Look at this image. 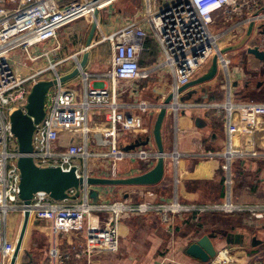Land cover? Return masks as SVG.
<instances>
[{
    "label": "crops",
    "instance_id": "0c3cea01",
    "mask_svg": "<svg viewBox=\"0 0 264 264\" xmlns=\"http://www.w3.org/2000/svg\"><path fill=\"white\" fill-rule=\"evenodd\" d=\"M137 6L135 3L131 5V0H118L111 7L99 11L98 26L84 67L90 85H109L107 72L114 52L103 35L140 17L144 9ZM258 10L264 11V0ZM250 18L249 14L223 17L213 27L219 34V45L226 51L228 68L218 64L217 72L211 79L188 87L183 93L185 101H180L177 108L168 109L162 125V141L165 152L171 156L167 162L174 165L167 168L163 180L154 185H108L97 189L100 190L101 202L158 203L178 199L183 204L200 206L231 201L252 210L233 213L220 209L192 210L175 214L173 224L165 223L157 212L122 214L111 221V213L93 211L86 216L83 231L58 233L51 230L50 223L34 225L31 218L18 264H60L57 253L68 256L65 264H205L187 253L188 245L203 233L218 234L214 239L217 249H229L233 263L264 264V239L261 236L264 229H258L264 225V210L258 209L264 205V142L254 141L248 131H238L242 123L264 122V61L248 51V47L254 44L264 48V18L255 21L252 31ZM92 25L93 22L90 26L74 23L62 30L58 38L60 51L56 55L49 54V58H67L61 67L63 73H70L75 68V58L71 55L78 53V61H82ZM64 33L66 38L62 37ZM148 39L153 46L146 45ZM56 42H47L37 50L51 48ZM160 55L156 39L152 35L144 39L140 66L150 71L145 78L125 82L121 86L118 99L122 109L127 115H138L148 127L147 133L141 132L136 136L125 133L120 140L123 150L133 152L135 150L128 149L129 145L151 136L150 144L141 149L150 156L158 151L153 137L159 113L157 106L169 95L173 84L168 70L156 66ZM48 64L49 59L44 57L33 64L28 62L25 70L28 72ZM211 67L212 61L200 69L191 81L207 75ZM233 78L248 81L249 84L232 89ZM83 80L80 73L70 79L69 84L76 87ZM202 86L209 88L205 102L198 100L202 93L188 95L191 89ZM140 101L148 103V107L141 108ZM227 111L235 120V147L239 151H247L254 146L258 151L252 157H233L229 172L224 168L226 159L217 154L228 144ZM194 117H199L205 125H198ZM103 119L102 113L93 112L90 115V121ZM73 132L63 133L59 143L67 145L75 135ZM210 152L215 154H206ZM150 156L121 159L115 163L104 159L99 162L102 164L99 168L106 171L108 177L134 175L140 173L136 167L147 171L157 163V158ZM229 177L231 183L226 181ZM90 202L94 204L92 198ZM15 215L21 229L23 213L16 212ZM255 233L263 239L261 244L255 247L251 243L249 246L240 244L243 242L245 245L248 241L243 235L253 236Z\"/></svg>",
    "mask_w": 264,
    "mask_h": 264
},
{
    "label": "built area",
    "instance_id": "2783aa9c",
    "mask_svg": "<svg viewBox=\"0 0 264 264\" xmlns=\"http://www.w3.org/2000/svg\"><path fill=\"white\" fill-rule=\"evenodd\" d=\"M117 1L0 0V264H9L14 251L8 231L11 212L29 210L32 219L49 222L51 230L58 233L83 231L85 218L93 211L111 213V221L122 214L157 212L165 223L173 224L175 214L192 210L220 209L228 213L252 210L231 201L196 206L183 204L178 199L158 203L116 200L92 204L89 188L84 187L70 189V198L61 201L54 200L45 192L35 194L29 205L20 199L18 159L21 154L12 131L11 115L16 109L26 112L28 95L36 82L47 79L59 81L65 75L61 67L67 58H49V54L56 55L60 51L58 38L61 29L81 19L93 22L96 12L111 7ZM262 1L144 0V12L140 17L103 35L114 52L107 72L110 78L108 86L90 85L88 72L84 70V80L78 87L70 85L69 80L59 82L50 89L46 115L36 124L33 134L31 155L35 163L41 167L60 166L65 170L75 166L79 175L108 177L106 171H100L101 158L115 163L121 159L150 156L141 147L133 152L120 148V140L125 133L136 136L148 132V127L138 115L124 112L118 99L125 82L145 78L150 71L140 66L144 39L150 35L156 39L161 54L156 66L167 69L172 75L170 93L174 94L178 107L180 96L184 93L179 89L189 83L215 55L218 56V64L228 68L226 51L219 45L220 37L213 27L223 17L249 14L250 22L264 18V11L258 10ZM53 40L57 41L53 47L37 50ZM77 54L71 55L75 58V67L80 62ZM44 57L49 59L47 66L28 72L25 70L28 62L33 64ZM139 104L143 109L148 107L144 101ZM93 112L102 113L104 119L90 122ZM225 119L228 144L217 154L226 159L224 168L229 172L233 157H252L258 151L254 146L247 151H239L233 141L236 138L235 120L230 111L225 113ZM238 131H248L254 141L264 142V122L242 123ZM70 132L75 135L67 145H61V135ZM206 154L213 156L215 153ZM226 181L231 183V178ZM258 209L264 210V205ZM57 258L60 264H65L68 256L57 253ZM205 264H232L231 251L219 250Z\"/></svg>",
    "mask_w": 264,
    "mask_h": 264
},
{
    "label": "water",
    "instance_id": "95a60500",
    "mask_svg": "<svg viewBox=\"0 0 264 264\" xmlns=\"http://www.w3.org/2000/svg\"><path fill=\"white\" fill-rule=\"evenodd\" d=\"M255 21H251L250 30L254 26ZM98 26V12L94 16L93 25L90 31V35L87 41V49L84 52L82 61L79 62V66H76L73 71L62 75L60 80L47 79L36 82L31 92L28 95V101L26 105V112L22 109H16L11 115L12 131L16 137L20 157L18 159V168L20 171V199L25 205H29L35 196L39 192H45L54 200L61 201L70 198L68 191L72 188L79 190L81 187L89 188V197L92 198L94 203L101 202L99 186L108 185H154L163 180L167 168L173 166L171 162H167V158L171 157L167 154L163 147L162 141V125L166 117L167 111L170 108H176L177 102L173 93L165 98L163 103L159 104V113L156 118L153 137L156 141L158 151L151 155V157L157 158V163L147 171L136 167L140 173L124 176V177H101L92 175H79L76 167L73 166L69 170H65L60 166H38L33 157V134L36 124L41 122L46 115V99L50 89L59 82H66L76 77L80 73L84 72V67L89 57V47L92 45V41ZM256 43V42H255ZM248 51L254 54L257 58L264 61V48L261 49L259 44H254L248 47ZM218 69V56H214L212 59V67L207 75L202 78L190 81L186 85L182 86L179 91H184L188 87L195 84L205 82L216 74ZM248 85V81L238 80L233 78L231 81L232 89H236L238 85ZM209 88L202 86L200 89H191L188 95L192 96L194 93L200 94L199 102H205L208 99ZM179 101L184 102L183 95L180 96ZM198 125H205L199 117H194ZM151 136H147L143 141L142 139L136 140L132 145L128 146L130 150H137L142 146H148L150 144ZM135 169V168H134ZM79 191L75 196H79ZM31 221V214L29 210H25L23 213V222L21 229L14 247L13 255L9 264H17L20 254L23 248V242L28 231V227ZM34 225H41L46 223L44 220L32 219ZM49 223V222H48ZM264 229V225L258 229ZM218 234L216 233H203L196 239H194L187 247V253L196 259H200L203 262H208L214 257L217 252L216 239ZM247 236L248 241L240 243L242 246L253 247L261 244L263 239L257 236V233ZM250 236V237H249ZM238 241V240H236ZM251 241V242H250ZM230 244V240H227ZM232 264H236L233 263Z\"/></svg>",
    "mask_w": 264,
    "mask_h": 264
},
{
    "label": "rangeland",
    "instance_id": "374dc122",
    "mask_svg": "<svg viewBox=\"0 0 264 264\" xmlns=\"http://www.w3.org/2000/svg\"><path fill=\"white\" fill-rule=\"evenodd\" d=\"M137 4L140 9H144V0H131V5L133 4ZM124 7V5L122 6ZM139 9V10H140ZM138 10V11H139ZM76 24V25H80V24H87L88 26L91 25V20L89 19V21H87L86 19H81V20H78L76 22H73L71 24ZM69 26V25H68ZM66 27L62 28L61 31H60V35H61V32L62 30H64ZM63 38H66V33H64L62 35ZM78 85H76L77 87ZM91 122V121H90ZM91 125V124H90ZM105 158H101L100 161H103ZM108 159H106L107 161ZM17 219V215H15V212H11L9 213V220H8V231H9V236H10V241L12 243V247L15 246L16 244V241H17V238H18V235H19V230H20V227L18 225V222L16 221ZM262 238L264 239V234L261 235ZM219 250H222V249H219ZM218 250V251H219Z\"/></svg>",
    "mask_w": 264,
    "mask_h": 264
},
{
    "label": "trees",
    "instance_id": "16d2710c",
    "mask_svg": "<svg viewBox=\"0 0 264 264\" xmlns=\"http://www.w3.org/2000/svg\"><path fill=\"white\" fill-rule=\"evenodd\" d=\"M147 44L146 45H148V46H153V42H151V39H148V41L146 42ZM27 263V262H26ZM18 264V263H17ZM24 264H25V262H24Z\"/></svg>",
    "mask_w": 264,
    "mask_h": 264
}]
</instances>
